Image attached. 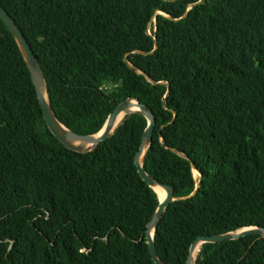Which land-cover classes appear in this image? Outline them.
<instances>
[{"label":"trees","instance_id":"16d2710c","mask_svg":"<svg viewBox=\"0 0 264 264\" xmlns=\"http://www.w3.org/2000/svg\"><path fill=\"white\" fill-rule=\"evenodd\" d=\"M0 5L68 130L94 134L128 97L154 114L142 167L179 198L153 231L163 264H185L201 235L264 228V0ZM146 126L126 113L96 148L65 147L0 18V264H155L159 200L134 164ZM194 264H264V237L201 243Z\"/></svg>","mask_w":264,"mask_h":264},{"label":"water","instance_id":"95a60500","mask_svg":"<svg viewBox=\"0 0 264 264\" xmlns=\"http://www.w3.org/2000/svg\"><path fill=\"white\" fill-rule=\"evenodd\" d=\"M200 1L201 0H199V2ZM0 18L2 19L8 30L13 35L20 49V52L28 66L29 74L35 89L36 97L41 107L43 118L47 125V128L49 129V132H51V134L54 135L59 140V142L62 143L65 147L76 152H87L96 148V146L101 141H104L111 134V132L120 123L121 119L126 113L139 112L147 120V126L143 132L141 145L139 147V150L134 156V164L135 167L137 168V172L140 175V177L152 189L155 185H158L161 186L165 191V195L162 199L159 198V196L157 195L159 202L153 213V216L151 217L150 221L147 223L146 231L144 234L151 259L155 264H163L162 261L157 256V252L153 241V231L155 230L161 217L163 216V213L167 205L179 198L173 196L171 189L168 185L163 184L156 179H153L149 174H147V172L142 167L143 155L148 145L150 144L152 138V131L155 123L154 114L150 111V109L146 105H144L139 100H137V98L128 97L123 101H121L120 103H118L113 108V110L107 116L101 129L95 132L94 134L80 135L68 130L57 120L51 108V105L48 101V98H46L47 95L45 92L44 75L39 65L37 57L32 52L21 29L17 26V24L6 12V10L3 7H1V5H0ZM133 105L137 106V109L129 110ZM121 114L123 115L119 119ZM151 231L152 234H150ZM250 234H256L260 237H264V228L258 226H247L226 233L201 235L197 237L194 242L191 243L185 264H194V257H192V254L194 249L195 248L197 249L198 245L201 243L218 242V241H224L225 239L232 240Z\"/></svg>","mask_w":264,"mask_h":264},{"label":"bare ground","instance_id":"6f19581e","mask_svg":"<svg viewBox=\"0 0 264 264\" xmlns=\"http://www.w3.org/2000/svg\"><path fill=\"white\" fill-rule=\"evenodd\" d=\"M134 109H137V106L133 105L129 110H134ZM122 115L123 114L120 115L119 119L122 117ZM153 189L155 190V192L157 193V195L159 196V198L162 199L164 197L165 191H164V189L161 186L155 185L153 187ZM150 234H152V231H151ZM196 251H197V249L195 248L194 251H193L192 257L195 256Z\"/></svg>","mask_w":264,"mask_h":264},{"label":"rangeland","instance_id":"374dc122","mask_svg":"<svg viewBox=\"0 0 264 264\" xmlns=\"http://www.w3.org/2000/svg\"><path fill=\"white\" fill-rule=\"evenodd\" d=\"M193 173H194L195 176H197V172L196 171H194Z\"/></svg>","mask_w":264,"mask_h":264}]
</instances>
